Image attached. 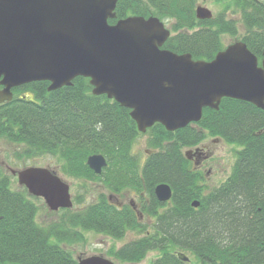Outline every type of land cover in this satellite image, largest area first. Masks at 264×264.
I'll return each instance as SVG.
<instances>
[{"label":"trees","instance_id":"obj_1","mask_svg":"<svg viewBox=\"0 0 264 264\" xmlns=\"http://www.w3.org/2000/svg\"><path fill=\"white\" fill-rule=\"evenodd\" d=\"M199 2L118 0L117 17L109 22L157 16L171 28L163 48L190 52L195 59H213L226 47L222 35L231 34L261 61L264 1L228 0L225 10L209 19L197 18ZM229 9L240 18L229 16ZM49 84L32 81L13 88L12 100L0 104V142L10 145L24 164L54 157L58 164L50 168L63 177L99 182L113 199L124 192L146 197L149 202L142 208L155 220L148 228L131 204L118 206L101 192L81 206L84 196H74L73 207L61 208L59 220L41 225L35 220L38 207L12 187L10 174L0 167L1 264H78L62 244L83 241L82 230L118 239L128 230L142 233L109 250L122 262H140L158 250L161 255L153 264H188L176 255L180 249L190 251L199 264H264V109L224 97L218 109L205 107L199 121L177 130L157 122L146 132L151 152L142 162L133 147L145 133L129 108L106 94L95 95L88 77L77 76L55 90H48ZM208 136L241 147L231 174L212 188L204 185L202 171L185 151ZM95 153L107 159L100 174L87 164ZM160 183L172 188L168 202L155 195ZM194 200L200 202L196 207Z\"/></svg>","mask_w":264,"mask_h":264},{"label":"water","instance_id":"obj_2","mask_svg":"<svg viewBox=\"0 0 264 264\" xmlns=\"http://www.w3.org/2000/svg\"><path fill=\"white\" fill-rule=\"evenodd\" d=\"M117 2L0 0V104L11 101L13 88L25 83L46 80L48 90H55L84 76L95 95L106 94L129 108L143 133L157 122L169 131L197 122L205 107L218 109L224 97L264 109V48L261 62L242 40L211 60L195 59L190 52L163 48L171 29L157 16L130 15L110 23L117 17ZM196 15L209 19L214 13L199 3ZM87 164L100 174L107 159L95 153ZM13 172L50 209L73 206L70 183L57 170L32 165ZM155 195L166 202L172 188L160 183ZM78 264L116 263L91 255Z\"/></svg>","mask_w":264,"mask_h":264},{"label":"rangeland","instance_id":"obj_3","mask_svg":"<svg viewBox=\"0 0 264 264\" xmlns=\"http://www.w3.org/2000/svg\"><path fill=\"white\" fill-rule=\"evenodd\" d=\"M228 0L216 1V0H200L199 3L209 7L214 14L222 12L226 8V3ZM264 1V0H262ZM227 14L235 19H239L240 16L233 12V9H229ZM170 26L169 23H167ZM242 32V31H241ZM238 37L233 36L231 34H223L222 40L225 45L230 44L237 40ZM210 137V136H208ZM208 149L206 152V156L204 160H207V165H203L200 169L203 173L204 177V185L208 188H212L220 185L232 172L233 165L236 161L237 151L241 148L238 144L230 143L225 140H221L218 142H209ZM11 148V149H9ZM192 148H187L185 151L191 150ZM13 148L5 145V142H0V167L7 171L11 172V170L16 169L17 166L22 165V160L18 159V157L13 153ZM147 150H150L148 146V134H142L138 137L136 142L134 143L133 151L137 154L142 162L145 161L147 157ZM28 162H33L28 160ZM57 160L52 157H40L35 158L33 165L37 166H51L55 168L57 165ZM65 179L70 183L71 192L73 197L77 195L84 196V202L78 205H83L91 201L97 200L101 192H106L109 194L103 186L99 182L82 180V179H74L70 177H65ZM136 192H124L117 196L121 201H127L131 199V197L136 198ZM38 205L40 206V210L38 212L37 221L42 224H49L52 221H57L63 214L61 210L51 211L49 207L46 205L44 199L38 201ZM142 221L144 223L149 224L148 228H152L154 223V217L149 213L143 214L142 206ZM85 239L83 241H78L75 243H63L67 249H70L74 257H87L91 255H103L107 258L112 259L116 262V264H153L156 258H158L161 253L158 250L150 251L147 256L140 262L131 263V262H122L116 259L114 256L110 255L108 252L113 246H121L124 243L140 236L142 233H139L135 230H128L123 238H113L106 234H100L93 231L82 230ZM56 242V238L52 239ZM182 252L189 257L188 264H199L197 258L190 252L177 249L175 253ZM1 264V263H0Z\"/></svg>","mask_w":264,"mask_h":264},{"label":"flooded vegetation","instance_id":"obj_4","mask_svg":"<svg viewBox=\"0 0 264 264\" xmlns=\"http://www.w3.org/2000/svg\"><path fill=\"white\" fill-rule=\"evenodd\" d=\"M221 140H224L222 139L221 137H217V136H210V137H206L201 143H199L198 145L194 146V147H190L192 148L191 150H188V157L189 159L194 163V166L196 169H201L203 165H207V160H204V157L206 156V154L208 152L207 149L209 148L208 147V143L209 142H218V141H221ZM235 144V143H234ZM5 145H7L5 143ZM10 147V145H7ZM11 149V148H9ZM187 149V148H186ZM151 152V150H147V153ZM28 162V161H27ZM23 164L20 165V166H17L16 169H13L11 170V172H7L4 170V172L10 174L11 176V185L14 189L16 190H22L26 195H27V198L32 201L37 207H38V210H37V214H36V217H35V220L37 221V216H38V212L40 210V206L38 205V201L40 200H43L44 198L42 196H38V195H35V194H32L29 189L23 185V184H20L19 182V178H18V173H14L13 171H18L24 167H26L27 165H32L33 163L31 162H28L26 164H24V161L22 162ZM26 165V166H25ZM228 178V177H227ZM226 178V179H227ZM225 179V180H226ZM224 180V181H225ZM223 181V182H224ZM113 197V195H111ZM111 197V200L113 199ZM158 199V198H157ZM115 202H117L118 206H122L124 203H129L132 205V207L134 208V210L136 211V213L139 215V219L142 220V210H141V207L140 206H143L144 203H148L149 202V199H147L146 197L144 198H141L139 196V194H136V198L134 197H131V199L129 200V202L127 201H121L120 199H118L117 197L115 199H113ZM45 201V199H44ZM168 202V201H167ZM46 203V201H45ZM47 205V203H46ZM48 206V205H47ZM49 207V206H48ZM50 209V208H49ZM51 211H54L52 209H50ZM145 213V211L143 210V214ZM38 222V221H37ZM53 222V221H52ZM39 223V222H38ZM41 225H47V224H42V223H39ZM50 224V223H49ZM78 260L80 257H77Z\"/></svg>","mask_w":264,"mask_h":264}]
</instances>
